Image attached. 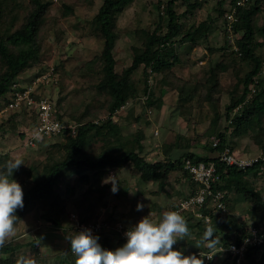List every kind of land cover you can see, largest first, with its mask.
I'll list each match as a JSON object with an SVG mask.
<instances>
[{
    "label": "rangeland",
    "instance_id": "obj_1",
    "mask_svg": "<svg viewBox=\"0 0 264 264\" xmlns=\"http://www.w3.org/2000/svg\"><path fill=\"white\" fill-rule=\"evenodd\" d=\"M100 1L95 0V8L88 9L80 0H51L41 24L43 38L40 53L31 61L30 67L19 76L20 79L29 82L36 73H43L48 67L55 66L56 73L53 78L57 81L44 87L43 92L50 97L61 121L72 127L93 119L91 114L96 115L93 121L97 123L106 120L109 116L107 111H103L102 106L107 95L100 84L102 74L97 72L100 65L95 63L94 70L82 73L84 65L99 53L102 46V40L96 33L95 23L92 21V15ZM219 1L222 0H202L200 7L181 16L183 32L192 31L202 20L209 21L210 26L205 37L195 45L190 42L181 45L179 53L184 63L175 70L176 86L161 73H149L147 68L144 72L142 65L136 68L132 75L133 83L137 88L136 94L128 96L123 106L110 115L112 121L118 125V140L137 139L134 148L138 149L148 161L174 157L188 149L203 154L207 152L205 145L217 138L213 131L216 126L223 130L227 124L224 118L225 104L231 102L229 92L234 89V83L239 78L242 79L244 68L240 66L236 45L233 44L232 48H221L225 23L223 10L228 8L229 0H223L221 6ZM14 2L23 8L28 0H14ZM63 3L72 4L70 13H63ZM165 3L166 0H134L114 13L117 39L113 53L117 72L131 62V47L138 44L136 30L143 27L153 29L157 23L165 24L164 21H159L157 14L163 10ZM159 4L160 8H158ZM176 9L182 14L185 4L177 2ZM263 20L264 9L255 16V25L260 26ZM227 40L231 42V35ZM257 41H262L261 45L256 47V52L264 61V39L259 35ZM224 61L230 62L225 71H221V63ZM217 71H221L217 87L219 93L215 94L216 104L211 107L204 98L205 79L209 72ZM260 75L264 76V66ZM145 84L152 91L153 100L161 103L163 101V106L158 111L155 104L147 105L145 102L146 94L143 93ZM182 86L184 90L178 91ZM238 91H241L240 86ZM252 94L250 93L247 98H251ZM4 100L3 96L0 97V104ZM233 111L235 113L237 108ZM8 112H4V115ZM10 120L14 122L12 127ZM30 122L21 114L14 115L3 128H0L1 165L15 160H21L22 167L31 163L36 165L51 152L54 142L65 137V135L39 136L33 146L24 145V138L18 133L31 130ZM258 127L264 128V113L250 122L227 127V140L237 154L248 155L259 152L251 136ZM31 133L27 132L26 135L29 136ZM110 137L112 141H116L113 139L114 136ZM104 144L103 138L93 136L84 149L89 152H99ZM238 150L240 152H237ZM209 154L213 155L215 152L209 151ZM82 173H87L89 179L93 180V171L90 169L70 168L63 172L55 189L59 201L52 204L50 197L46 198L47 202L36 200L39 208L36 206L37 208L30 210L21 220L16 221L15 234L8 240L25 241L31 237H38L37 244L41 249H48L50 253L69 255L71 264H75L76 257L71 250H67L66 241H69L68 232L72 231L68 225L69 223L72 225L73 220L75 217L79 218L80 213H84L90 221L110 218L108 219L110 224L119 221L122 225L133 227L148 214L150 218L157 219L163 212L174 210L192 188V184L182 170L170 172L167 183L160 190L155 181H140L137 170L127 164L117 171L110 170L104 173L88 192L87 190H90L88 182L79 179ZM245 181H249L246 184H251L262 194L261 200H245L244 195L236 193L232 187L228 192L231 202V206L227 207L228 214L221 213L219 217H214L209 222L201 220L206 229L202 232L201 229L192 228L189 236L177 240L174 249L182 247L185 251L211 250L210 243L216 245L221 243V231L228 232L229 238L232 239L244 228L253 225L264 228V175L248 174ZM114 186L115 192L112 191ZM86 197L95 200L92 210L87 206ZM138 204L143 206L142 210H137ZM52 209L59 213L61 221L58 227L49 218L48 213ZM39 212H43L47 217L39 219L35 216ZM182 215L188 225H194L200 220L194 217L193 213ZM113 220L116 221L112 222ZM211 221L214 224L213 231L217 235L209 240L206 234ZM109 231L110 229L103 232L109 233ZM227 255L223 251L218 252L216 258L209 264H220ZM32 256L33 250L25 246L20 257L32 258ZM227 264H229L228 260Z\"/></svg>",
    "mask_w": 264,
    "mask_h": 264
},
{
    "label": "trees",
    "instance_id": "obj_2",
    "mask_svg": "<svg viewBox=\"0 0 264 264\" xmlns=\"http://www.w3.org/2000/svg\"><path fill=\"white\" fill-rule=\"evenodd\" d=\"M80 1L88 9L95 8V0ZM133 1L134 0H101L92 15V21L95 23L96 33L102 40V46L99 53L84 65L85 68L82 73H89L94 70L95 63L100 65L97 72L102 74L100 84L107 95L102 106L103 111L109 113L108 118L97 123L93 121L96 115L91 114V118L93 117V119L78 123L74 126L73 131L70 127H66L64 132L59 134L65 135V137L52 144L51 152L45 159L36 165H32L33 163H31L27 164L25 167L20 166L18 170L14 171L12 178L21 185L24 193V206L22 209H17L15 213L18 220H21L30 210L35 209L37 206L36 200L47 202L46 198L50 197L52 204L57 200L59 201V195L55 192L58 185L57 182L63 172L70 168H76L78 170L90 169L93 171V180L89 179L87 173H82L79 176L81 181L88 182L90 187V190H87L88 192L93 189V184L97 182L104 173L110 170L117 171L127 164H130L137 170L140 181H155L160 190L167 183L170 172L182 170L184 176L192 184L191 190L183 197L187 198L196 192L195 182L192 180L189 172L183 167L185 159L187 158L191 159L193 162L216 161V172L219 175V180L212 184L211 188H218L224 192V200L227 207L231 206L228 192L232 187L236 193L243 194L245 200H261L262 194H260L257 189H254L251 184L247 185L246 183H249V181L246 182L245 180L248 174L264 175L259 171L260 166L264 167V159L251 167L239 169L219 161L217 162L215 155H210L209 151L216 153L226 145L234 151V147L228 142L226 137L227 127H235L239 124L250 122V120L264 113V76L260 75L264 66V61L262 56L256 52V47L262 43V41H257V37L260 35L264 39V20L260 26H256L254 22L255 16L264 9V0H246L243 5L236 6L235 20L231 22L229 31L226 29V21H224L225 23L223 24V44L221 48H232L233 44L236 45L240 66L244 68V75L242 79L239 78L237 82L234 83V89L229 92L231 102L226 103L224 108V118L227 124L223 130L218 129L217 126L215 130H213L215 136L218 138V142L213 145L212 140L210 143L206 144L205 151L207 152L203 154L188 149L177 156H169L168 158L154 161H148L139 153L138 149L134 148L135 142H138L137 139L118 140V125L112 121L110 115L126 102L128 96L136 94L137 88L133 83L132 75L136 68L142 65L144 72H146V68L147 71L148 68H150L151 72L161 73L171 81L172 85L176 86L175 70L184 63L179 53L181 45L185 42H190L192 45L199 42L200 39L205 37L209 30L210 22L206 20L199 21L192 31L183 32L181 30V16L184 15L185 12H192L194 9L200 7L202 0H166L163 10L157 13L159 21H164L165 24L157 23L154 25L153 29L143 27L136 30L138 44H134L131 47V62L126 67L122 68L120 72H117L115 69L116 60L113 53L117 39L114 13ZM235 1L236 0H229V6L235 5ZM177 2L185 4V9L182 14L177 12ZM222 2L223 0L218 2L220 6ZM50 4L51 0H28L27 4L22 8L19 7L14 0H0V97L3 96V98H8L9 92L13 89L12 84L17 82L21 73L30 67L31 61L38 57L41 50V40L43 38L41 24ZM62 8L63 13L68 14L72 11V4L63 3ZM158 8H160V4ZM225 11L223 10V12ZM230 35L233 36L234 41L232 40L229 42L227 40ZM228 62L230 61L221 63V71H225L226 66L229 65ZM221 71H217L216 73L209 72L205 79L206 90L204 98L211 107L216 102L214 98L215 94L219 93L217 87L219 86V72ZM239 86L241 87V91H238ZM44 87L46 86L39 85L38 95L44 94ZM182 90H184L183 86L178 89L180 92ZM151 92V90H148V85L145 84L143 93L148 94H146V104H155L156 107H160L161 101L157 102V100H153ZM250 93H253L251 98H247ZM5 101L6 99L4 102ZM2 105L3 103L0 104V106ZM236 108L237 111L234 113L233 110ZM20 110L25 112L24 108L21 106L20 108L11 109L8 112L9 114L11 113L10 116L8 113L5 115L2 113L0 115V128H3L4 124H6L11 117L17 115ZM13 124L14 122L10 120V127H12ZM23 134V132L18 133V135L24 138L25 136H23ZM93 136L103 138L105 142L102 146V150L99 152H89L84 149ZM110 136H114L113 139L116 141H112ZM251 136L255 140L257 149L264 150V128H255ZM186 146H188V144ZM139 147L142 146L139 145ZM6 164H0V170H2ZM86 200L87 206L92 210L91 207L94 205L95 200L93 201L90 197H86ZM56 212L57 211L52 209L48 214H50L49 218L51 222L58 227L61 220L59 219V213ZM180 213L192 214L191 210L182 211ZM208 213L211 219L219 217V214H221L215 212L214 208L208 211ZM223 214L228 213L226 211V213ZM35 216L39 219L47 217L43 212H39V214L37 213ZM108 219L110 218L104 220L108 221ZM79 220L83 222L95 221H90L84 213L79 214ZM115 221L113 220L112 222ZM213 225L211 221L207 230L211 228L213 230ZM68 226L72 229V231L70 230L68 232V237L78 232L70 223ZM202 226L203 222L199 220L194 225H188V228L189 231H192V228H198L203 232L206 227L203 226L202 228ZM261 229L264 231V228ZM247 231L248 228L238 231L232 239L229 238L228 232L225 231V233H223L221 231V243L227 245L230 240L239 243ZM93 235L99 238L98 243L103 249L110 251H114L126 243V238L114 229H110L109 233L97 232L93 233ZM216 235L217 233L213 231L212 237ZM37 241L38 237H31L25 241L20 239L8 240L4 247L0 248V264H16L25 246L33 250L32 258H34L36 264H71L69 255H63L58 252L50 253L48 249H41ZM66 248L67 250H71L70 241H66ZM174 250L187 252L182 250V247ZM194 251L197 250L189 252ZM216 254L211 259L206 260L205 264L211 263L214 258H216ZM228 258L229 255H227L220 264H227ZM243 262L244 264H264V255L258 258L257 247L247 245L244 251Z\"/></svg>",
    "mask_w": 264,
    "mask_h": 264
},
{
    "label": "built area",
    "instance_id": "obj_3",
    "mask_svg": "<svg viewBox=\"0 0 264 264\" xmlns=\"http://www.w3.org/2000/svg\"><path fill=\"white\" fill-rule=\"evenodd\" d=\"M245 2L246 0H236L235 5L228 6L224 12V21H226V29L228 31L230 30L231 22L235 20L236 6L243 5ZM232 40L233 36L231 35ZM148 71L151 73L150 68H148ZM55 73V67L52 65L48 67L47 71L36 74L29 82L21 83L17 80V82L12 84L13 89L9 92L8 98H5L6 101L0 106V115L6 111L22 106L24 111L30 112L35 117L33 132L29 136H25L24 145L33 146L39 136L50 137L59 135L64 132L66 127H70L72 131L74 129V127L64 124L59 119L49 96L46 94H37L39 85L47 86L51 82L57 81L53 78ZM148 90L150 91V89ZM217 142L218 138H214L213 145ZM214 155L217 162L219 161L239 169H246L264 159V150H259L255 154L241 155L235 153L226 145ZM183 167L189 172L192 180L195 182L196 192L187 198L181 199L174 210L178 212L191 210L194 217L204 222L211 220L208 211L213 210V208L215 212L225 213L227 206L224 200V192L218 188H211V185L219 180V175L216 172V161L193 162L187 158L185 159ZM259 171L264 174V167L260 166ZM72 226L78 232L85 228L90 229L92 234L114 229L125 238V233L131 228L122 225L119 221L114 224H110L107 220L102 219L94 222H83L78 217H75ZM247 245L257 247L258 258L264 255V231L253 225L248 228V231L243 235L239 243L230 240L229 244L223 245L219 243L211 250L187 251L182 253L186 256L190 254L199 256V254L209 255L212 251H216L217 253L223 251L229 255V264H244V251ZM204 260L209 259L204 257Z\"/></svg>",
    "mask_w": 264,
    "mask_h": 264
},
{
    "label": "clouds",
    "instance_id": "obj_4",
    "mask_svg": "<svg viewBox=\"0 0 264 264\" xmlns=\"http://www.w3.org/2000/svg\"><path fill=\"white\" fill-rule=\"evenodd\" d=\"M23 164L21 160L8 162L0 170V248L15 234V223L18 220L16 210L22 209L23 189L13 179L14 171ZM116 191L115 186L112 189ZM137 205V210H142ZM213 230L209 229L207 238L212 240ZM126 243L114 251L106 250L98 243V237L90 229H83L68 237L70 249L76 257L75 264H204V257L211 259L217 252L199 256L184 255L174 250L178 239L190 235L186 218L178 211L163 212L157 219L149 214L142 217L126 233ZM210 243V248H215ZM222 250V249H221ZM16 264H36L32 258L20 257Z\"/></svg>",
    "mask_w": 264,
    "mask_h": 264
},
{
    "label": "crops",
    "instance_id": "obj_5",
    "mask_svg": "<svg viewBox=\"0 0 264 264\" xmlns=\"http://www.w3.org/2000/svg\"><path fill=\"white\" fill-rule=\"evenodd\" d=\"M24 79H20V77L18 78V81L19 82H21V83H24L25 82V80L23 81ZM162 106H163V101H162V103H161V105H160V107H156V109H157V111H158V109H161L162 108ZM21 114V116H23L24 118H27V119H29V121H31L30 123H32L31 124V130L30 129H28L27 131H26V133L27 132H33V125H34V116L30 113V112H28V111H25V112H23L22 110H20V111H18V114H17V116H19ZM22 118V117H21ZM28 123V122H27ZM5 126V125H4ZM25 133V132H24ZM26 133L25 134H23V136H27L26 135ZM25 138V137H24ZM241 151H243V150H241ZM235 152V151H234ZM237 152H240L239 150L237 151ZM244 152V151H243ZM236 153V152H235Z\"/></svg>",
    "mask_w": 264,
    "mask_h": 264
},
{
    "label": "bare ground",
    "instance_id": "obj_6",
    "mask_svg": "<svg viewBox=\"0 0 264 264\" xmlns=\"http://www.w3.org/2000/svg\"><path fill=\"white\" fill-rule=\"evenodd\" d=\"M228 32V31H227ZM178 135V134H177ZM220 139V138H219Z\"/></svg>",
    "mask_w": 264,
    "mask_h": 264
}]
</instances>
